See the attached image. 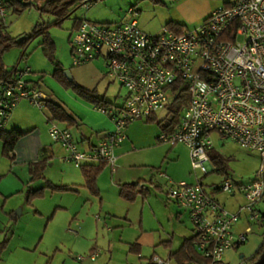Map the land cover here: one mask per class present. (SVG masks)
I'll list each match as a JSON object with an SVG mask.
<instances>
[{"label": "rangeland", "instance_id": "rangeland-1", "mask_svg": "<svg viewBox=\"0 0 264 264\" xmlns=\"http://www.w3.org/2000/svg\"><path fill=\"white\" fill-rule=\"evenodd\" d=\"M47 1L32 0L33 3L21 12L10 9L6 24L12 34H31L45 23L50 24L53 15L41 10ZM229 1L202 0L184 13L183 23L195 28L206 18L204 15ZM173 3V0H98L79 8L73 18L65 20L62 25L49 27L56 41L55 56L44 47L45 34L40 33L26 45L17 44L8 49L4 55L5 65L22 71L31 69L27 73L28 78L43 79L44 91L53 93L55 85L49 75L57 67L55 60L62 59L66 70L76 68L70 36L77 15L95 21H120L135 5L136 9H141L138 13L141 27L160 33L168 26ZM94 62L102 70H107L104 58L95 59ZM65 88L68 89L66 85ZM106 91L107 97L119 105L126 102L127 88L109 74L103 77L99 85L101 94ZM69 95L72 97L71 92H65V101L80 114ZM45 111L51 114L48 107L42 109L26 98L19 101L10 116L11 119L14 115L12 121L26 127L37 126L36 132L24 140L26 144L31 146L42 141L52 145L55 151V156L44 162V175L31 184L39 187L51 180L75 185L78 189L62 191L47 188L44 195L31 199L28 180L35 162L13 160L4 154L5 158L0 163V174L3 175L0 187L4 193L0 194V240L5 239L7 234L10 239L0 264H150V257L156 252L165 258L168 256V249L164 245L156 246L162 240L174 235V246L178 247L186 236L193 233L195 225L190 211L169 200L167 194L170 181L192 182L197 179L189 147L180 143L176 148H171L158 140L163 131L158 121L163 118L170 120L172 114L168 115L169 109L158 111L157 121L138 119L134 122L136 126L140 125L135 129L139 141L134 147L138 150L129 156L133 161H145L138 165V169L127 167V163L116 171L108 166L99 179L100 194L93 193L85 185L86 178L81 166L64 159L66 149L51 137V120ZM55 120L64 125L62 120ZM73 130L81 137L82 132L77 126ZM20 141L18 145L22 146ZM215 145L219 153L226 155L227 174L246 183L256 177L262 165L259 151L247 149L232 139H220L218 134H215ZM23 148L26 151L24 145ZM14 162H17L16 170L11 168ZM25 172L27 179L23 180L19 175ZM224 175L216 170L206 175L203 181L211 190L212 183L222 182ZM139 180L150 186L148 196L139 193L130 199L121 193L122 184ZM157 184L162 188H158ZM218 197L232 209H237L236 204L245 200L240 189L236 196L220 191ZM258 207L264 211V201ZM255 229L260 232L261 224L257 223ZM139 238L142 250L134 252L131 244ZM92 253H96L95 259L90 256Z\"/></svg>", "mask_w": 264, "mask_h": 264}, {"label": "built area", "instance_id": "built-area-1", "mask_svg": "<svg viewBox=\"0 0 264 264\" xmlns=\"http://www.w3.org/2000/svg\"><path fill=\"white\" fill-rule=\"evenodd\" d=\"M8 12L6 0H0L4 22ZM129 12L131 17L120 21L82 19L71 38L74 65L104 58L106 74L128 90L124 104L100 107L111 114L115 130L89 149H81L71 128L56 120H51L49 132L66 149L64 159L77 166L115 164L116 147L126 138L129 123L170 109L186 88L189 100L179 123L163 129L159 139L170 147L180 142L189 147L197 179L170 181L167 194L190 211L194 244L211 259L208 264H219L228 249L247 241L253 223L264 224V211L258 207L264 201V0H230L183 32L169 26L160 33L146 31L139 11L132 6ZM29 71L19 70L15 78L0 81V129L7 127L22 99L44 108L51 98L28 78ZM215 134L261 153L262 165L254 179L239 185L227 176L207 188L203 178L218 170L210 153ZM238 189L245 202L232 210L218 193ZM245 215L249 224L237 232ZM90 256L95 259L96 253ZM153 260L171 264L170 258L158 254Z\"/></svg>", "mask_w": 264, "mask_h": 264}, {"label": "trees", "instance_id": "trees-1", "mask_svg": "<svg viewBox=\"0 0 264 264\" xmlns=\"http://www.w3.org/2000/svg\"><path fill=\"white\" fill-rule=\"evenodd\" d=\"M98 0H48L47 3L41 7L42 13L46 12L53 15V20L50 24L45 23L42 27L37 28L34 32L27 35H13L12 32L8 29V25L6 22L1 20L0 18V81L2 79H10L15 78L18 75L19 69L17 67L9 68L5 65L4 55L8 49L19 44L26 45L35 35L40 33L45 34V39L43 41V45L46 49L50 50L53 56H55L56 42L54 37L51 35L49 27L51 25H62L63 22L69 19L72 14L77 11L79 8L83 7L87 3H96ZM7 5L10 8H13L15 11H23L26 7H29L33 2L32 0H6ZM168 26L175 31L183 32L188 28L183 26L180 23H176L173 20L168 22ZM73 52V51H72ZM57 67L54 71V75L62 81L66 87L74 89L80 96L84 97L95 103L98 106L105 107H113L115 102L111 99H108L106 96H101L97 93L96 89H90L85 85L81 84L77 79H70L66 72L62 62L58 59L55 60ZM189 100V93L185 88L182 94L178 95L177 98L173 101L170 106V113L172 114L169 121L166 118L160 119L159 125L163 127V129H169L170 127L174 128L179 123L182 113L184 111L185 104ZM119 105V104H116ZM52 112V120L59 119L62 121H67L70 125L74 124L75 116L73 113L69 112L64 106L61 104L48 99L45 104ZM148 121H157L158 116L156 114L151 115ZM170 130V129H169ZM29 131L23 130L21 128H3L0 129V139L4 141V154L11 159L16 158V146L18 141L25 135H27ZM46 148H43V156L41 159L37 160L31 167V172L33 175L32 181H35L37 178L43 176L44 172V162L48 160V157L45 155ZM213 159L218 163L219 168L218 172L227 173L226 163L227 158L226 155L221 153H212ZM107 161H100L97 163H90L82 166L83 172L86 178V186L91 189V191L95 194L101 193V188L99 186V176L103 172ZM3 175L0 174V183L2 181ZM237 181V180H236ZM238 182V181H237ZM239 185L242 182H238ZM149 186L143 184L141 181L138 182H126L122 185L121 193L126 195L130 199H134L137 194L142 193L143 195L148 196V188ZM47 188H52L54 190H76L75 186L70 184H58L51 180H48L44 185L31 188L29 191V198H35L37 196L44 195L46 193ZM1 194V189H0ZM195 235L188 237L184 243L176 250L171 252L170 257L174 260L175 264H190L191 262L196 261L199 264H208L211 259L201 251L194 244ZM9 238L6 237L3 241H0V260L2 259V254L4 249L7 246ZM166 242V241H165ZM136 246H140L139 242H134L131 244L133 250L136 249ZM264 251V242L261 247L250 256L247 261L249 263H254L259 259L261 254ZM151 258L150 264H158ZM170 258V259H171Z\"/></svg>", "mask_w": 264, "mask_h": 264}, {"label": "crops", "instance_id": "crops-1", "mask_svg": "<svg viewBox=\"0 0 264 264\" xmlns=\"http://www.w3.org/2000/svg\"><path fill=\"white\" fill-rule=\"evenodd\" d=\"M173 2L174 3L172 4V6L170 8L171 12H172V16L170 17L169 21L173 20L176 23H180L182 25H185V27H187L189 29L190 28L189 25L186 24V23H183L184 13L187 10H189L190 8L195 7L198 4H200L202 2V0H173ZM7 6L9 8V10L12 9V8L9 7V5H7ZM133 6L135 7V5H133ZM137 10L140 11L141 9L138 8ZM76 12L77 11H75L72 14L70 19L73 18V16L76 14ZM211 13L212 12H210V13L204 15V16L207 17ZM129 17H131V13L128 11V14L122 20L128 19ZM82 19H85V18L80 17L78 15L76 16L75 24H74V30L79 26V24H80ZM86 19H88V18H86ZM138 19H139V17H138ZM139 23H140V20H139ZM140 26H141V23H140ZM72 34L73 33H71V36H70L71 38H72ZM59 60L62 62L63 66L65 68L64 61L62 59H59ZM75 66H76V68L71 69V71L73 73V77L75 79H77V81H79L81 84L85 85L86 87H88L90 89H96L97 93L99 95L107 97V91L104 94H101L99 92L100 82L102 81L103 77H105V75H107L106 74V70H102L101 68H99V66L94 62V60L90 61V62H87L85 64H82V65H75ZM29 78L34 83H36L39 88H41L42 90L45 89L44 80L43 79H37L36 77L35 78L34 77H29ZM49 78L53 82V84L55 85V88H54L55 90H54L53 93L51 91H50V93H47V92L46 93L51 97L50 98L51 100L61 104L69 112L74 114L75 120H74V124L73 125H70V123L67 122V121H62V122H63V124L65 126H68L69 128H71V130H72V132L74 134V137L78 141L79 146H80L81 149H89L93 144L97 143L101 138L107 136L110 132L115 130L116 124H115V121L113 120V118H112V116H111V114L109 112L103 111L100 108V106H98L95 103H93L92 101H90L88 99H85L84 97L80 96L72 88H68V89L65 88V84L62 81H60L54 75V72L51 73V75H49ZM68 91L71 92L72 97L70 95L69 96L75 102L73 106H75L76 109H78L80 111V114H78L75 111V109L70 107L69 104L65 101V92H68ZM116 104H118V103L115 102V105ZM48 110H49V108H48ZM46 114H47V112H46ZM156 115L158 116V113ZM47 116H48L49 120H52L51 119V117L53 116L52 112H51V114H47ZM13 117H14V115L9 120L7 128H9V129L21 128L23 130L29 131V133L27 135H25V136H23L21 138L22 140L20 139L21 141L19 140L20 142H22V146L18 145V143H19V141H18L17 146H16V158L14 160H18V161H21V162H28V161L36 162L37 160L42 158V156H43V148L44 147L46 148L45 155L48 158H52L53 156H55V151H54V148H53L52 145L50 146V145H48L46 143H43L42 141L35 142L31 146L26 144V142L24 140L26 139V137H29L30 135H33L36 132L37 126L35 125L34 127H26V126H24L22 124H19V123L15 122V121H12ZM142 119H148V118H142ZM137 120L138 119H135V120H133V121H131L129 123V125H128L127 129H126V133H127L126 138L116 147L117 158H116L115 164L107 163L105 168H104V170L108 166H111L112 169L116 171L117 168L120 167V166H123L124 163L129 164L127 167H129L131 169H138V167H139L138 165L145 161V160H141V159H139V160L136 159V161H133L132 160V156H129L130 154L135 152V150H138L136 147H134L136 142L139 141L138 134H137L138 132L135 131L136 128L140 127V125H138V126L135 125V123H136L135 121H137ZM146 121H148V120H146ZM149 122H151V121H149ZM76 126L82 132L81 133L82 134L81 137L77 136V134L73 130V128L76 127ZM169 129L171 130L173 128L170 127ZM162 130H163V127H162ZM220 139H222V138H220ZM158 140L161 141L159 139V137H158ZM161 143L166 144V143H164L162 141H161ZM180 143H182V142H180ZM180 143H178V144H180ZM178 144H176L175 146H173L171 148H176L178 146ZM4 145H5L4 141L2 139H0V163L5 158L4 157L5 156L4 155ZM23 145L25 146L26 151L24 150ZM153 145L157 146V144H155V143ZM166 145H168V144H166ZM148 146L149 145H145L144 147H148ZM211 152L214 153V154L215 153H219L217 151V149H216V145L211 150ZM212 159H213V156H212ZM213 162L215 163V165H216V167L218 169L219 168L217 166L218 163H216V161L214 159H213ZM94 163H97V162H94ZM118 164H120V165H118ZM15 165H17V162H14V164H12V166H11V168L14 169V170L17 169V166H15ZM26 174H27L26 172L23 173V174L21 173V175H19V176H20L21 179L26 180L27 179ZM223 174H225L224 178L227 177V176H230L229 173L228 174L227 173H223ZM100 176H99V179H100ZM32 178H33V175H32V172H31V176H30V178L28 180V183L30 184V188H37V187H33V185L31 184V182H34V181H32ZM235 180H237V179H235ZM139 181H141V180H139ZM237 181L241 182L239 180H237ZM45 183L41 184L40 186L44 185ZM132 183H134V182H132ZM58 184H61V183H58ZM62 184H65V183H62ZM85 185H86V182H85ZM73 186H75V185H73ZM157 187L158 188H162V185L160 186L159 184H157ZM148 188H149L148 192L151 193L150 186ZM0 189H1V187H0ZM1 194H4L2 189H1ZM231 194L233 196H236L237 190H236L235 193H231ZM244 197H245V195H244ZM244 202H245V200L244 201H240L239 204H236L237 205V209H239V207ZM176 203H178V202H176ZM179 205L183 206L181 204H179ZM237 209L235 208V209H232V210H237ZM248 224H249V220L247 218V215H245L242 218V220L238 223V225L236 226V231L237 232L244 231ZM256 224L257 223H253V231L250 232V234L251 233L252 234L251 235L249 234V237H248L247 241L244 242V243L239 244L237 247L228 249L226 251V254H225L226 259L224 257V260L222 262H220V263H223V264H248L249 263L247 261V259L250 256H252L261 247V245L264 242V224L261 223L262 230H260V232H258V230L256 231V229H255V225ZM258 224H260V223H258ZM194 235H195V228L193 229V233L190 236H186L185 239L182 241V243L178 247L174 246V235H172V236L169 235L168 238L162 240L156 246H163L164 245L168 249V256L166 258H171L170 257L171 252L176 250V249H178L188 237H191V236H194ZM6 237H8L10 239L9 234H7ZM3 240H0V241H3ZM136 242H139L140 246H136L135 250H133L131 248V250L134 251V252L135 251L136 252H140L142 250V241L139 238ZM156 254L160 255L157 252L154 255H156ZM150 258H152V257H150ZM171 264H175V262H174V260H172V258H171Z\"/></svg>", "mask_w": 264, "mask_h": 264}, {"label": "water", "instance_id": "water-1", "mask_svg": "<svg viewBox=\"0 0 264 264\" xmlns=\"http://www.w3.org/2000/svg\"><path fill=\"white\" fill-rule=\"evenodd\" d=\"M65 72L70 79L74 78L71 70H65ZM248 264H264V251L257 261H255L254 263H248Z\"/></svg>", "mask_w": 264, "mask_h": 264}]
</instances>
